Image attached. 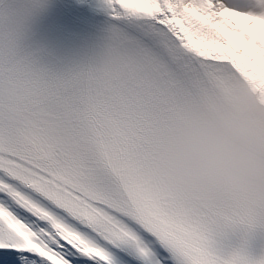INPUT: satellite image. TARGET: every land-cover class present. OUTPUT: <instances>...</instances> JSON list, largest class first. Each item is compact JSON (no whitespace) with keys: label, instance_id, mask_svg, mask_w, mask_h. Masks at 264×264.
<instances>
[{"label":"snow or ice","instance_id":"1","mask_svg":"<svg viewBox=\"0 0 264 264\" xmlns=\"http://www.w3.org/2000/svg\"><path fill=\"white\" fill-rule=\"evenodd\" d=\"M103 5L100 59L54 73L20 43L39 0H0V264H264V194L192 201L152 163L158 129L202 94L264 102V0Z\"/></svg>","mask_w":264,"mask_h":264},{"label":"clouds","instance_id":"2","mask_svg":"<svg viewBox=\"0 0 264 264\" xmlns=\"http://www.w3.org/2000/svg\"><path fill=\"white\" fill-rule=\"evenodd\" d=\"M152 163L163 188L192 201L264 194V102L226 85L202 94L158 129Z\"/></svg>","mask_w":264,"mask_h":264},{"label":"bare ground","instance_id":"3","mask_svg":"<svg viewBox=\"0 0 264 264\" xmlns=\"http://www.w3.org/2000/svg\"><path fill=\"white\" fill-rule=\"evenodd\" d=\"M81 1H85L97 6H100L102 8L105 9L104 5H103V0H81ZM115 258L121 263V264H132L129 261H127L126 259H124L122 256H120L119 254L115 253Z\"/></svg>","mask_w":264,"mask_h":264}]
</instances>
